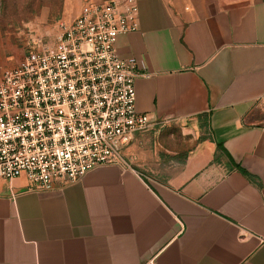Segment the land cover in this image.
<instances>
[{
    "label": "crops",
    "instance_id": "obj_1",
    "mask_svg": "<svg viewBox=\"0 0 264 264\" xmlns=\"http://www.w3.org/2000/svg\"><path fill=\"white\" fill-rule=\"evenodd\" d=\"M137 3L115 50L152 127L76 183L0 178V264H264V0ZM160 125L191 135L181 159Z\"/></svg>",
    "mask_w": 264,
    "mask_h": 264
},
{
    "label": "built area",
    "instance_id": "obj_2",
    "mask_svg": "<svg viewBox=\"0 0 264 264\" xmlns=\"http://www.w3.org/2000/svg\"><path fill=\"white\" fill-rule=\"evenodd\" d=\"M137 0L85 1L77 15L34 34L0 74V178L32 190L123 166L122 147L152 127L135 109V64L115 50L137 30ZM264 106V95L258 100Z\"/></svg>",
    "mask_w": 264,
    "mask_h": 264
},
{
    "label": "rangeland",
    "instance_id": "obj_3",
    "mask_svg": "<svg viewBox=\"0 0 264 264\" xmlns=\"http://www.w3.org/2000/svg\"><path fill=\"white\" fill-rule=\"evenodd\" d=\"M83 1L0 0V74L3 69L13 66L22 58L27 43L34 34L53 32L56 22L67 19L68 8H77ZM70 18L72 17L69 16L68 19ZM157 127L156 132L158 131L160 135L168 131L172 135L169 138V146L164 143L165 135H161L163 142L161 154L181 159L193 144L191 135L178 127L165 125ZM166 147H170L171 150L167 151Z\"/></svg>",
    "mask_w": 264,
    "mask_h": 264
}]
</instances>
